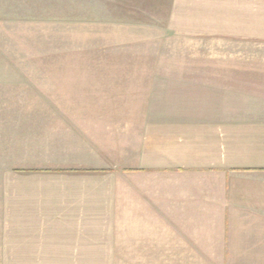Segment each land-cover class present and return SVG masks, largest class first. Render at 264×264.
Here are the masks:
<instances>
[{
	"label": "crops",
	"instance_id": "crops-1",
	"mask_svg": "<svg viewBox=\"0 0 264 264\" xmlns=\"http://www.w3.org/2000/svg\"><path fill=\"white\" fill-rule=\"evenodd\" d=\"M81 1L83 21L113 30L127 56L161 54L138 72L159 77L146 99L163 103L146 111L140 151L23 128L35 150L1 184L3 264H122L164 242L193 264H264V0ZM164 102L208 110L175 116ZM163 174L165 185L126 179ZM147 187L165 188L162 211Z\"/></svg>",
	"mask_w": 264,
	"mask_h": 264
},
{
	"label": "rangeland",
	"instance_id": "rangeland-1",
	"mask_svg": "<svg viewBox=\"0 0 264 264\" xmlns=\"http://www.w3.org/2000/svg\"><path fill=\"white\" fill-rule=\"evenodd\" d=\"M91 8L81 0H0V217L2 181H12L13 171L31 162L26 155L35 150L25 147L29 137L23 128L36 126L39 133L33 138L38 141L66 140L85 133L110 153L116 144L125 152L130 145L140 151L145 115L163 103L157 99L161 93H154L153 101L146 99V81L159 77L138 72L147 62L164 64L161 54L154 61L141 59L137 52L127 56L130 45L114 44L113 30L83 21L84 10L89 16ZM130 67L135 69L134 75L121 73ZM205 107L208 103H165L163 109L175 116H188L208 110ZM85 117L91 120L88 124ZM34 120L39 122L32 123ZM42 148L36 149L39 155ZM126 179L165 185V174ZM147 190L155 196L164 194L163 202L154 206L165 208V188ZM2 233L0 218V264L4 263L2 251L12 247L3 244L8 237ZM130 254L136 260H123L122 264L198 263L189 259L193 253L165 252V242L155 243L152 251L123 253ZM201 263L219 264V260Z\"/></svg>",
	"mask_w": 264,
	"mask_h": 264
}]
</instances>
